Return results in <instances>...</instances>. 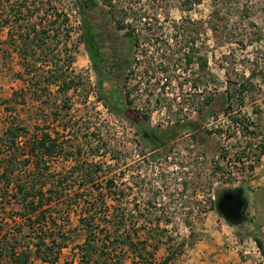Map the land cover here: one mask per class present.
I'll return each instance as SVG.
<instances>
[{
  "label": "rangeland",
  "instance_id": "374dc122",
  "mask_svg": "<svg viewBox=\"0 0 264 264\" xmlns=\"http://www.w3.org/2000/svg\"><path fill=\"white\" fill-rule=\"evenodd\" d=\"M121 1L130 16L146 14L154 29L145 33L150 41L131 48L115 25H103L100 0L92 16L93 24L102 28L103 92L114 94L108 104L117 107L119 115L109 114L97 98L99 76L79 43L78 19L71 14L69 37L60 32L48 39L71 58L76 90L65 98L53 86L49 95L34 97L26 86L28 79L21 77L17 54L6 43L8 28L0 27V136L9 122L29 134L36 127L52 136L58 132L61 156L47 161L53 180L67 181L65 188L77 198L80 209L104 192L105 180H112L111 187L123 193L122 200L106 199L96 224L103 230L115 228L111 218L122 208L124 229L137 230L141 239L148 231L155 235L147 245L148 250L158 246L157 263L170 257L168 264H217L203 250L217 245L215 222L220 216L215 201L221 192L240 188L247 205L245 219L235 227L223 219L222 237L241 264H264L253 244L259 241L264 251V0L238 3L251 5L250 20L262 30L261 42L253 46L221 43V35L215 37L205 24L196 27L193 43L177 42L173 23L185 17L204 23L210 14L208 0L188 9L181 6L182 0ZM2 10L0 5V18ZM233 19L239 20L238 15ZM125 50L131 54L129 67L118 81L113 52L119 57ZM187 52L194 56L190 64L183 57ZM239 85L245 86L242 95ZM205 100L211 103L206 105ZM175 124L185 128L172 131ZM70 125L80 130L63 131ZM152 131L164 132L168 139L159 149L143 140V133ZM81 164L100 167V178L82 182ZM77 217L71 216L72 239L57 264H79L76 245L82 243L84 233L74 228ZM236 234L246 238L238 239L245 244L234 243ZM33 263L47 264L36 259Z\"/></svg>",
  "mask_w": 264,
  "mask_h": 264
},
{
  "label": "trees",
  "instance_id": "16d2710c",
  "mask_svg": "<svg viewBox=\"0 0 264 264\" xmlns=\"http://www.w3.org/2000/svg\"><path fill=\"white\" fill-rule=\"evenodd\" d=\"M204 0H182L183 8H193ZM210 14L207 20L201 21L183 18L179 23H173L177 42L189 45L195 41L193 36L196 27L204 24L215 36L221 35V43H240L243 46L255 45L262 40V30L253 21L250 15L253 13L251 5L246 2L240 7L239 0H208ZM3 8L0 27L8 28L6 43L17 54L22 67L21 77L28 79L26 86L33 92L37 99L43 93L50 91V87L56 88V92L64 98L71 90H76L74 72L71 68L69 54L63 55L57 45L48 42V39L58 33L69 37L72 27L69 26L70 15H76L78 19V40L83 45L88 59L99 76L96 87L97 98L104 103L109 114L118 116L117 107L108 104L114 94L104 95L101 76V41L99 33L100 25L92 22V16L99 8V0H0ZM8 6H2V3ZM104 26L115 25L116 30L123 32L124 40L131 48L139 47L141 41H150V31L154 26L150 24L146 14L142 17L138 13L132 16L128 13L126 5L121 0H100ZM57 3H61L58 6ZM248 3V1H247ZM244 13V14H243ZM238 15L239 20H234ZM5 15V18H3ZM96 15V14H95ZM240 15V16H239ZM147 26V29L140 28ZM152 26V27H150ZM39 28V29H37ZM250 28L256 32L251 33ZM181 30V31H180ZM13 33L19 37V42ZM217 34V35H216ZM253 35V36H251ZM56 36V37H57ZM21 41V42H20ZM124 51L119 57H115L114 67L119 71L118 81L126 74L130 62V53ZM187 64L193 59V53L183 54ZM204 62V61H203ZM253 73H250L252 76ZM40 82H47L46 86H40ZM50 86V87H49ZM239 95H242L245 86L239 85ZM197 90L198 88H194ZM39 94H36L38 93ZM128 97V94H126ZM128 99L126 98V101ZM211 102L205 100V104ZM68 127V129H67ZM185 125L175 124L172 131H179ZM66 133H75L79 126H65ZM25 137V138H24ZM58 132L52 136V132L45 128H37L29 134L24 128H19L13 122H9L0 136V264H34L33 260H40L47 264H57L61 251L67 248L70 237L72 214H78V231L84 233L82 243L77 244L79 264H168L169 258L157 263L154 259L157 245H151L148 250V241L155 240V235L148 231V236L141 239L137 230L124 229L123 209L117 210L108 221L116 225L113 229L98 227L96 222L101 217L106 199L116 202L122 200L123 193L114 190L115 186L110 179L105 180L103 193L95 194L91 202L83 209L78 208L76 197L68 194L65 188L67 181L59 177L54 181L50 174V164L47 161L57 160L62 153L58 144ZM24 140L23 142H21ZM143 140H146L154 149H159L168 141L163 132H144ZM68 160V157H65ZM79 179L90 183L100 178L98 166L91 168L87 164H81ZM90 167V168H89ZM106 177V175H105ZM103 177V178H105ZM220 196V195H219ZM217 197L214 209L217 210ZM113 201V202H114ZM121 207V206H120ZM14 211L12 214L9 210ZM229 225L240 224L225 220ZM261 255L262 244L256 241Z\"/></svg>",
  "mask_w": 264,
  "mask_h": 264
},
{
  "label": "crops",
  "instance_id": "0c3cea01",
  "mask_svg": "<svg viewBox=\"0 0 264 264\" xmlns=\"http://www.w3.org/2000/svg\"><path fill=\"white\" fill-rule=\"evenodd\" d=\"M222 222H223V219L220 217L215 222V225H217L218 227L217 235H219L218 238L215 239V243L217 245L212 244V246L210 245L208 249H206V247H203V250L205 251V254H207L208 256H212L215 259V261H217V264H224V263L225 264H241L239 262V259H237L235 250L231 248L229 244L226 242L227 239L222 237V234L224 232L223 226L221 225ZM227 225L230 227H235V226H238L239 224H235V225L227 224ZM235 238L236 240L234 241V243H238V242L241 243L242 241L246 239V238L244 239L243 235L241 234L240 235L236 234ZM240 238H243V240L242 241L238 240ZM209 243H210V239H209ZM242 244H245V242H242ZM248 262L249 260L246 261L245 263H248Z\"/></svg>",
  "mask_w": 264,
  "mask_h": 264
},
{
  "label": "water",
  "instance_id": "95a60500",
  "mask_svg": "<svg viewBox=\"0 0 264 264\" xmlns=\"http://www.w3.org/2000/svg\"><path fill=\"white\" fill-rule=\"evenodd\" d=\"M243 199L240 191L237 193L224 192L217 201V210L228 221L238 222L241 217Z\"/></svg>",
  "mask_w": 264,
  "mask_h": 264
},
{
  "label": "flooded vegetation",
  "instance_id": "af4514ba",
  "mask_svg": "<svg viewBox=\"0 0 264 264\" xmlns=\"http://www.w3.org/2000/svg\"><path fill=\"white\" fill-rule=\"evenodd\" d=\"M237 191H240L241 197H242V199H243V204H242V208H241V217H240V219L238 220V222H240V221H243V220L245 219V210H246V207H247V205H246V200H245V198H244V196H243V193H242V189H240V188H235V189H233V190H226V191L221 192V194H223L224 192L237 193ZM224 220H225V219H224Z\"/></svg>",
  "mask_w": 264,
  "mask_h": 264
},
{
  "label": "built area",
  "instance_id": "2783aa9c",
  "mask_svg": "<svg viewBox=\"0 0 264 264\" xmlns=\"http://www.w3.org/2000/svg\"><path fill=\"white\" fill-rule=\"evenodd\" d=\"M253 244L255 245V250H256L257 255H258V256L261 258V260L263 261V257L261 256L260 250L256 247L255 242H254Z\"/></svg>",
  "mask_w": 264,
  "mask_h": 264
}]
</instances>
